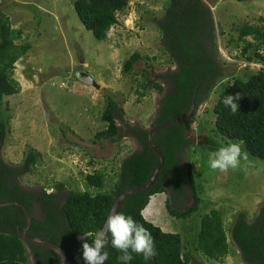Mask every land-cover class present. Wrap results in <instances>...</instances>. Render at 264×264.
Segmentation results:
<instances>
[{"label": "trees", "instance_id": "16d2710c", "mask_svg": "<svg viewBox=\"0 0 264 264\" xmlns=\"http://www.w3.org/2000/svg\"><path fill=\"white\" fill-rule=\"evenodd\" d=\"M245 1V0H237ZM129 0H74L73 8L84 28L95 39H106L110 28L117 24V14L124 13ZM164 17L158 21L162 39V51L174 69L158 74L149 80L146 73L137 81L140 97L152 88L162 95L159 107L150 128L184 117L194 101L193 113L184 121L157 131L154 145L159 148L164 163L154 184L146 190L127 195L117 211L133 216L147 228L155 242L156 255L145 261L142 255L134 254L131 264H202L183 244L180 233L165 232L147 221L142 211L150 198L159 193L167 195L165 209L174 219H187L200 205L193 167L183 160L182 152L190 144L189 132L193 123L202 133L201 142L210 151L230 143H242L252 157L264 161V19L258 24L243 23L237 26L235 59L260 65L256 71L232 73L231 81L225 82L213 94L219 68L206 49L205 40L214 38V22L210 8L203 0H166ZM21 30L13 29L9 18L0 10V150L10 132V114L2 108L5 97L19 92L12 78L14 64L30 49L28 44H16ZM145 58H148L145 56ZM143 59L132 53L123 64V72L131 73L134 64ZM227 95H239L238 111L233 113L223 103ZM209 104L211 120L205 126L200 108ZM124 110L111 94H106V103L101 120L103 128L96 131L93 142L116 141L121 135L133 138L139 146L120 161L114 160L115 168L109 176L107 168L95 169L83 174L84 190H72L61 203L57 196L47 190L63 189L60 182L46 184L40 192L24 189L12 177L32 173L42 154L28 147L22 160L16 165L5 163L0 157V204H22L31 216L28 236L48 240L62 248L73 264H85L82 257L84 242L92 243L97 231L104 225L114 200L124 191L141 186L149 181L159 157L149 145L148 129L139 125H126L123 129L117 121L124 119ZM206 132V133H205ZM205 133V134H204ZM218 138L220 140L218 141ZM94 163L90 157L89 165ZM110 180L107 183V180ZM190 195L192 206L184 209L178 204ZM40 207V216L35 207ZM39 209L38 207H36ZM26 226L24 211L10 204L0 207V264H59L58 257L48 248L24 241L18 229ZM195 251L207 261L223 263L229 253L223 219L216 210L202 215L196 235ZM83 237V239H81ZM231 242L240 252L243 264H264V206L251 220L244 212L238 213L230 229ZM109 235V240H110ZM31 255L28 253V249ZM109 259L105 264H119L118 250L106 248Z\"/></svg>", "mask_w": 264, "mask_h": 264}, {"label": "rangeland", "instance_id": "374dc122", "mask_svg": "<svg viewBox=\"0 0 264 264\" xmlns=\"http://www.w3.org/2000/svg\"><path fill=\"white\" fill-rule=\"evenodd\" d=\"M73 1L0 0V10L9 18L12 28L21 30L16 44L30 46L14 64L12 78L19 92L2 102L3 110L6 108L11 118L0 157L5 163L16 165L28 147L39 151L42 158L34 171L21 178L12 177L13 181L36 192L48 183L60 182L63 189L47 191L61 203L70 191L84 190L83 174L106 167L111 176L115 159L120 161L140 149L133 138L121 134L116 141L93 142L95 132L104 126L101 115L106 94H111L124 110V120L117 121L119 127L123 129L128 124L150 128L162 95L149 88L140 97L137 81L142 79V73L154 80L158 74L174 69L161 49L158 31L166 0H129L128 8L117 14V24L102 41L81 24ZM203 1L211 10L215 27L214 38L204 44L218 64V79L223 78L213 90L215 94L225 82L231 81L232 73L244 71L245 67L251 73L260 67L235 59L238 51L235 43L237 26L258 24L264 19V0ZM132 53L143 59L134 64L131 73H124L123 64ZM78 72L91 75L99 87L80 81ZM209 106L200 108L203 114L200 120L207 128L212 117ZM196 123L191 126L190 144L182 156L193 167L200 199L198 210L185 220L174 219L165 209L167 195L159 193L150 198L143 216L165 232L180 233L183 244L202 264H243L231 242L230 229L238 213H246L251 220L264 206V161L252 157L242 147L244 158L237 169L223 172L211 169L209 156L216 151L202 145L203 134L197 131ZM90 157L94 161L92 166ZM192 203L188 195L177 207L188 208ZM34 209L40 216L39 209ZM211 210L220 213L229 243L223 263L209 262L195 251L200 218Z\"/></svg>", "mask_w": 264, "mask_h": 264}, {"label": "clouds", "instance_id": "9594fccd", "mask_svg": "<svg viewBox=\"0 0 264 264\" xmlns=\"http://www.w3.org/2000/svg\"><path fill=\"white\" fill-rule=\"evenodd\" d=\"M239 99V95H227L223 99V103L235 113L238 111L237 101ZM242 158H244L242 143H230L212 153L209 156L208 164L211 169L223 172L230 168L237 169ZM109 243L120 253L117 257L119 264H131L134 254L142 255L145 261H150L156 255L155 242L151 232L136 221L133 216L123 212L116 211L110 214L104 227L96 232L92 243H83L82 257L85 264H105L109 259V253L106 251ZM57 254L59 264H64L62 251L57 249Z\"/></svg>", "mask_w": 264, "mask_h": 264}, {"label": "water", "instance_id": "95a60500", "mask_svg": "<svg viewBox=\"0 0 264 264\" xmlns=\"http://www.w3.org/2000/svg\"><path fill=\"white\" fill-rule=\"evenodd\" d=\"M77 78L80 79V81L86 83V84H89V85H92L94 86L95 88H98L99 85L97 84V82L95 81V79L89 75L88 73L86 72H78L77 73ZM193 110H194V101L191 103V106H190V109L188 111V113L182 117L181 119H178V120H175V121H172V122H167V123H164V124H161V125H158L156 127H153V128H149L148 129V141H149V145L151 146V148L154 150V152L157 154V156L159 157V165L156 167L153 175L151 176V178L149 179L148 182H146L145 184L141 185V186H138V187H135V188H131V189H128L126 191H124L123 193H121L113 202L111 208H110V211L108 213V216L110 214H112L113 212H116L120 203L122 202V200L129 194H132V193H135V192H139V191H143V190H146L148 189L149 187H151L154 182L157 180L158 178V174H159V171L164 163V157L161 153V151L159 150V148H157L154 143H153V136L154 134L163 129V128H166V127H169L171 125H174V124H177V123H180L182 121H184L185 119H187L192 113H193ZM10 204H15L19 207L22 208V210L24 211V215H25V219H26V227L24 229H18L17 232L19 234V236L26 242L28 243H31V244H34V245H39V246H43L45 248H48L49 250H51L59 259V256L57 254V249H59L60 251H62L63 253V250L62 248H60L59 246H57L56 244L48 241V240H41L40 238H32V237H29L27 235V231L29 229V226H30V223H31V216L29 214V212L27 211V209L20 203H12V202H6V203H2L0 204V207L1 206H6V205H10ZM107 216V218H108ZM107 218H106V221H107ZM105 221V223H106ZM104 223V225H105ZM104 225L102 226V228L104 227ZM101 228V229H102ZM64 254V253H63ZM64 264H73L64 254Z\"/></svg>", "mask_w": 264, "mask_h": 264}, {"label": "flooded vegetation", "instance_id": "af4514ba", "mask_svg": "<svg viewBox=\"0 0 264 264\" xmlns=\"http://www.w3.org/2000/svg\"><path fill=\"white\" fill-rule=\"evenodd\" d=\"M36 207H38L39 210H40V207H39L38 205H36ZM40 213H41V212H40ZM25 227H26V226H25ZM25 227H24V228H25ZM24 228H23V229H24ZM27 234H28V231H27ZM238 251H239V250H238ZM239 253H240V252H239ZM29 255H31V251H30V250H29Z\"/></svg>", "mask_w": 264, "mask_h": 264}]
</instances>
